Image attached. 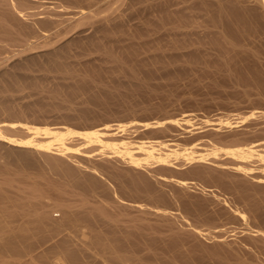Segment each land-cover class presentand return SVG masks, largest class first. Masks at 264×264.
Segmentation results:
<instances>
[{"label":"bare ground","instance_id":"obj_1","mask_svg":"<svg viewBox=\"0 0 264 264\" xmlns=\"http://www.w3.org/2000/svg\"><path fill=\"white\" fill-rule=\"evenodd\" d=\"M5 52L24 76L34 60L57 72L73 89L43 114L60 103L87 128L0 122V264H264V108L210 119L152 101L178 69L223 73L190 88L264 86V0H0ZM4 79L26 85L0 65V108Z\"/></svg>","mask_w":264,"mask_h":264},{"label":"rangeland","instance_id":"obj_2","mask_svg":"<svg viewBox=\"0 0 264 264\" xmlns=\"http://www.w3.org/2000/svg\"><path fill=\"white\" fill-rule=\"evenodd\" d=\"M118 46L114 44V46ZM20 53L5 52L2 56L5 57L1 60V67L6 66L12 69V78L21 80L26 83L25 86L14 87L9 79H4L3 84L7 87L8 92L13 95V97L5 98L1 101L0 108V122L5 119H22L28 121L31 124L38 126H45L51 123H66L72 125L77 129H86L87 127L80 124L81 121L71 118L67 115V109L60 106L58 103V108L50 110L44 113V110L48 107L47 103L50 101L49 94L50 90L59 87L60 89H67L69 92L73 89L72 87L65 86L66 81L57 72L47 73L42 69V66L36 60L31 61L30 64L33 65L34 71L31 72L32 76H24V69L12 68V64L18 58ZM264 57V55H263ZM1 58V57H0ZM259 72L264 75V68ZM177 74L181 75V82L174 86H165L159 83H155L154 93L152 101L154 102H166L172 105H181L186 109H196L200 117L215 119L219 117L232 116L237 117L238 115L248 114L253 107L264 108V86H256V88H251L239 83H226L222 84L218 88H213L210 86H203L202 88H190L191 86L185 85L189 79H200L202 83H207L208 80L217 76L221 77L222 74L215 71V67L204 70L203 68H197L194 70L189 69H178ZM232 78L238 76H243L238 72H230ZM229 74V73H224ZM166 76V75H164ZM37 78L41 83L40 87H34L30 84L31 80ZM165 78H161L160 81H164ZM125 89L130 93L129 89ZM122 88V91H125ZM251 89H253L251 91ZM64 90V89H63ZM192 91V93H190ZM251 91V92H250ZM85 96V94H83ZM138 101H148L149 98L145 97L142 93H138ZM260 98H262L260 100ZM132 99V96H131ZM21 109L24 114L17 115L9 113L10 108ZM123 110L122 106H117L112 104L107 108L110 116H107L109 120L113 123L119 121L127 122L129 117L124 113L120 112ZM7 110V111H5ZM27 131H4L5 135L22 137ZM36 168L32 166H27V171L32 172ZM14 186L22 185L17 180L14 182ZM12 190V188H9ZM14 190V189H13ZM33 200L35 198H32ZM167 206H170L166 204ZM175 224L179 227L183 225V219L181 217H176L174 220ZM164 235H169L168 231H164ZM196 239L191 238L187 241V245L192 244Z\"/></svg>","mask_w":264,"mask_h":264}]
</instances>
